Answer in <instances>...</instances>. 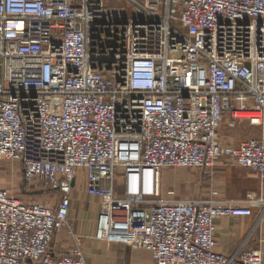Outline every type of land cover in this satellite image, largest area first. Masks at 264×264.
I'll list each match as a JSON object with an SVG mask.
<instances>
[{
  "label": "built area",
  "instance_id": "obj_1",
  "mask_svg": "<svg viewBox=\"0 0 264 264\" xmlns=\"http://www.w3.org/2000/svg\"><path fill=\"white\" fill-rule=\"evenodd\" d=\"M136 5L121 20L103 0H0V161L62 195L51 208L0 190V264H87L78 241L52 252L80 171L102 201L96 239L155 264H264L215 239L220 218L264 222V187L241 202L166 201L160 187L166 168L223 161L264 186V139L220 140L227 120L264 128V0Z\"/></svg>",
  "mask_w": 264,
  "mask_h": 264
},
{
  "label": "crops",
  "instance_id": "obj_2",
  "mask_svg": "<svg viewBox=\"0 0 264 264\" xmlns=\"http://www.w3.org/2000/svg\"><path fill=\"white\" fill-rule=\"evenodd\" d=\"M236 125H230V128L236 129ZM251 127H248L249 136H242L246 138L242 142L264 139V128ZM222 164H218V168L216 167L213 173L215 191L210 190L206 192L204 190L195 198L186 200H179L175 192H170V198L168 199L177 201L241 202L245 200L248 193H260L263 189L264 186L257 173L245 169L239 171L232 170L226 167V165L222 166ZM225 164L227 163L225 162ZM80 188L82 187L78 189L80 190ZM83 189L86 193V180ZM91 198L95 200L93 201L94 204H102L100 198ZM84 211H86L85 207ZM88 211L91 212L89 213ZM88 211L85 212V215L81 214L80 218H77L75 221L78 222L76 232L68 228L55 235L52 252L57 255L64 254L78 241L81 244L87 264H155L151 253L148 251L96 239L100 208L98 209L95 205V207H91ZM92 211L94 213L90 216ZM257 221L256 217H224L218 219L215 236L217 243L216 251L231 255L242 246H245L246 250H262L264 253V240H260V238L264 239V222L256 227ZM71 231L73 234H71Z\"/></svg>",
  "mask_w": 264,
  "mask_h": 264
},
{
  "label": "rangeland",
  "instance_id": "obj_3",
  "mask_svg": "<svg viewBox=\"0 0 264 264\" xmlns=\"http://www.w3.org/2000/svg\"><path fill=\"white\" fill-rule=\"evenodd\" d=\"M142 1L143 0H103V5L105 9H108L110 12L123 15L121 20H125L129 19L135 14V9L138 7L136 5V2L141 4ZM104 31L98 32L99 41L109 35L108 32ZM249 126L250 125L248 124V122H239L236 125V129H232L230 128L229 122L227 120L223 123L220 129L221 142L231 145L240 144L242 140L244 141V139H246L245 137H247L246 135H248ZM222 163L220 162L222 166L226 165V167L232 170L239 171L241 169H244L239 168L231 163L225 164L224 161ZM216 167L218 168V165ZM215 168L209 171H202L194 168H166L162 170L160 174L162 199L166 201H172L168 199L170 198V192H175L177 195V199L186 200L195 198L204 190H206V192H209L210 190L215 191V185L213 182V173ZM211 171L212 176L209 175ZM248 171L254 172L252 170ZM84 186V172L80 171L77 177L76 188L71 194L72 206L68 221V228L74 230V232H76V225L78 223L75 221L77 220V218H80L81 214L85 215V212H87L91 207H95V205L98 209L101 207V204L93 203V201L95 200L92 199L91 196L87 195V192V194L85 193L83 189ZM79 187L82 188H80L79 190ZM0 190L8 191L11 195L24 202L40 204L42 203L51 208H58L62 199V195L59 192L50 190V188L46 186L44 182L37 179L32 180L31 182L27 181L24 177V170L22 165L19 162L12 160L0 161ZM116 194L119 197H124L122 182H119L116 185ZM84 207L86 211H84ZM93 213L94 212L92 211L90 216H92ZM260 240L264 239L260 238Z\"/></svg>",
  "mask_w": 264,
  "mask_h": 264
}]
</instances>
